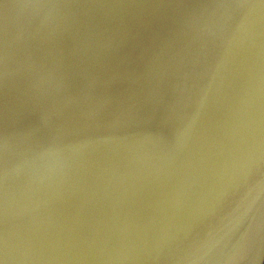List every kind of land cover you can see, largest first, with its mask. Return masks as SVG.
<instances>
[{
	"label": "water",
	"instance_id": "95a60500",
	"mask_svg": "<svg viewBox=\"0 0 264 264\" xmlns=\"http://www.w3.org/2000/svg\"><path fill=\"white\" fill-rule=\"evenodd\" d=\"M5 264H264V0H0Z\"/></svg>",
	"mask_w": 264,
	"mask_h": 264
},
{
	"label": "snow or ice",
	"instance_id": "6c2138e0",
	"mask_svg": "<svg viewBox=\"0 0 264 264\" xmlns=\"http://www.w3.org/2000/svg\"><path fill=\"white\" fill-rule=\"evenodd\" d=\"M0 264H5V261L3 259H0Z\"/></svg>",
	"mask_w": 264,
	"mask_h": 264
}]
</instances>
